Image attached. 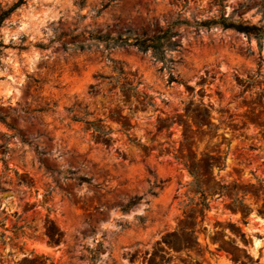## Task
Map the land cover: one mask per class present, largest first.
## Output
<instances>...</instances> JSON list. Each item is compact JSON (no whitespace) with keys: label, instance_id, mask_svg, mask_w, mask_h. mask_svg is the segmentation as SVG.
Returning <instances> with one entry per match:
<instances>
[{"label":"rangeland","instance_id":"obj_1","mask_svg":"<svg viewBox=\"0 0 264 264\" xmlns=\"http://www.w3.org/2000/svg\"><path fill=\"white\" fill-rule=\"evenodd\" d=\"M20 1L0 26V116L16 129L0 121V264H264V41L181 26L170 83L150 52L90 40L178 17L258 24L264 0H0V13Z\"/></svg>","mask_w":264,"mask_h":264},{"label":"trees","instance_id":"obj_2","mask_svg":"<svg viewBox=\"0 0 264 264\" xmlns=\"http://www.w3.org/2000/svg\"><path fill=\"white\" fill-rule=\"evenodd\" d=\"M222 1V0H221ZM23 1H20L13 7L8 10L2 11L0 13V26L2 23L7 19L21 4ZM262 9V16L263 18L260 20L258 24H252L249 21H245L243 19L234 20L232 16H225L224 13H221L218 19H211V20H202V19H193L192 21L186 19H180L179 17L172 22L165 30L159 32L158 34L154 35H143L141 37H126V36H106V35H90V40L96 43H101L105 46L106 50H110L117 47H133L136 48L138 51L142 53H151L156 61H159L163 64L162 70L167 69L170 73L169 82L170 83H178L177 79L171 74V70L173 69L174 65L180 63L181 59H174L172 56L168 57V55H172L173 53H181L182 44L179 41V37L181 35L180 31L177 28L183 26L187 29H194L195 31H200L201 29H211L212 27H221L224 30H233L238 33L245 34L248 37H254L258 41H264V8ZM83 49L84 47L81 46ZM123 74L122 71L119 72ZM132 90H135L131 88ZM146 97V96H145ZM45 109H41L38 112H44ZM0 121L7 125V127L12 130L16 131L15 127L10 124L6 123V118L0 116ZM76 121V120H75ZM92 128L96 132H99L103 135H108L109 132L102 130L99 127H94L92 123H89ZM15 136V135H14ZM13 136V137H14ZM23 142H26L22 139ZM6 171H10L7 167H5ZM15 175L19 178L17 172ZM81 182L89 183L87 179H80ZM20 184H25L19 178ZM138 200L131 202L124 208V211H128V209L136 204ZM3 227V225H1ZM23 226L17 227L16 225L13 227V230L16 235L24 236ZM1 237H5V234H2ZM4 244V242H3Z\"/></svg>","mask_w":264,"mask_h":264}]
</instances>
